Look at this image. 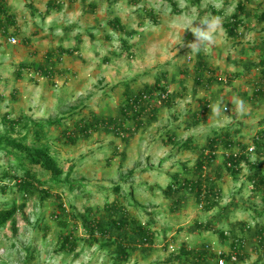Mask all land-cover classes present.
Listing matches in <instances>:
<instances>
[{"label": "rangeland", "instance_id": "rangeland-1", "mask_svg": "<svg viewBox=\"0 0 264 264\" xmlns=\"http://www.w3.org/2000/svg\"><path fill=\"white\" fill-rule=\"evenodd\" d=\"M241 1L247 12L254 11L239 29L240 36L230 39L222 24ZM7 5L14 22L8 34L0 29V133L6 129L5 116L37 122L67 116L62 124L46 128L48 144L65 172L70 170L69 183L80 186L58 184L35 167L51 195L42 198L36 190L16 214L15 224L0 227V264H178L174 257L183 244L197 250L209 244L218 253L229 252L231 238L222 242L220 230L244 240L245 258L225 264H264V244L257 233L264 227L261 197L246 182L247 165L233 174L226 164L229 154L253 146L264 130V97L256 95L264 90L259 65L264 21L258 19L264 0H7ZM213 9L222 15L216 16ZM204 16L219 19L215 43L206 51L188 53L184 45L195 38L190 30H181L183 23ZM115 18L135 34L128 37L111 27L109 21ZM201 61L204 66L198 67ZM157 78L168 86L169 103H160L156 90L155 113H143V125L124 121V82L137 93ZM237 99L244 102L242 112L233 103ZM94 115L107 119L109 127L92 128L90 136L75 143L64 138L66 128L75 130L81 118L92 121ZM116 128L119 135L112 132ZM129 130L133 135L126 134ZM211 140H216V157L204 174L219 190L217 204L207 210L193 192L183 190L180 202L173 205L164 189L175 175L198 176L196 163L209 153ZM186 142L188 148L181 147ZM257 150L264 160V145ZM258 152L249 154L252 161L259 159ZM15 161L0 150V179L7 185L0 188V209L23 201L14 179L4 176L17 172ZM118 186L121 190L114 191ZM60 201L69 215L78 216L74 252L58 249L61 232L75 226L71 222L64 229L54 218ZM120 206L128 213L126 234L134 246L126 261L110 243L115 237L105 240L96 234L100 241L91 244L79 219L90 214L106 222L113 207ZM138 223L154 233L152 246L138 241L132 231Z\"/></svg>", "mask_w": 264, "mask_h": 264}, {"label": "trees", "instance_id": "trees-1", "mask_svg": "<svg viewBox=\"0 0 264 264\" xmlns=\"http://www.w3.org/2000/svg\"><path fill=\"white\" fill-rule=\"evenodd\" d=\"M112 3H117L121 0H108ZM251 1V0H250ZM56 6V4H52ZM254 10L247 12L246 5L244 2H239L235 12L230 16L226 17L222 26L230 39H236L240 36L239 29L242 27L246 17H250V13ZM213 13L216 16L222 15L221 12H218L213 9ZM256 15V14H255ZM13 15L9 12V6L7 5V0H0V29L4 30L5 34L9 33V25L13 24L14 19ZM259 20L264 21V11L261 12V15L258 17ZM153 21L157 22V18L154 17ZM109 25L114 27L115 30H119L121 33L126 34L128 37H132L135 32L128 31L121 22L115 18L114 20L109 21ZM125 47L127 48L126 44ZM129 48V47H128ZM130 49V48H129ZM73 51V50H72ZM72 51H69L71 53ZM53 54L50 53V57ZM203 61V60H202ZM198 63V67L204 66L203 62ZM259 65L262 67L261 73H263L264 78V57L261 58ZM23 67V65H21ZM42 72L45 71L42 66H40ZM48 68H46L47 70ZM52 71L50 70L49 74ZM200 77L197 78L199 83ZM163 79L157 78L153 86H145L144 89L139 90L137 93H132L130 90V82H124L126 88L124 90V96L127 100L126 105L122 108L123 120L131 119V121L140 125H143L141 116L143 113L147 112L150 109V112L155 111V106L152 105V101L155 99V91L159 90L157 93H167L168 86L165 83H162ZM160 95V94H159ZM256 95H261L264 97V90L259 89ZM169 97V96H168ZM160 99V96H158ZM168 99V98H167ZM167 99H163L162 102ZM169 103V101H166ZM151 106H154L153 108ZM208 106V105H207ZM206 107V106H205ZM207 108H205L206 110ZM131 111L132 114H129L128 111ZM155 113V112H154ZM70 113L69 115H72ZM68 115V116H69ZM67 116L56 120L41 121L37 122L31 118L25 120H12L5 116L4 125L6 129L3 133H0V150H4L8 155H13L15 157V165L17 172H5L4 176L13 178L15 185L20 191H22L23 201L21 204L14 203L10 208L0 209V227H4L9 221L13 224L16 222V214L19 211H22L27 206V200L32 198L35 194V191L38 190L42 195V198L50 197V192L44 188L43 181L38 178V174L35 167L42 168L45 172L50 174L52 181L60 184L61 182H66L69 184L71 189L79 187L78 183H69V172H65L64 168L60 166L58 160L55 158L52 153V148L48 144V129L52 125H60L62 121L66 119ZM94 120L89 121L84 118H81V124L75 123V130L71 128H66L63 131L64 138L69 143H75L82 136H90L92 128L96 130L102 127H109L108 120L105 118H98L94 115ZM89 121V122H88ZM123 127V125H122ZM120 129H115L112 131L116 135H119ZM125 131V130H123ZM25 132V133H23ZM32 133V140H29V136ZM16 134V136H14ZM133 135V132L129 130L128 133ZM264 130H261L259 137L254 138V149L258 152L257 148H260L263 143ZM29 141H33L30 143ZM215 141L211 140L210 151L207 155L201 154L198 159L195 168L198 170V176L195 179H179L178 175L173 177L172 183L169 184L164 189V195L168 198H173V205H176L180 202L179 193L183 190H189L195 194V198L198 204H201L202 207H205L207 210H211L217 204V199L219 198V190L216 189V186L213 180L207 175L204 174V169L215 159ZM231 145L230 139L227 142ZM190 145V143H189ZM187 142L182 146L188 148ZM251 147V146H250ZM250 147H243L244 151L237 154H229L226 159L227 169L233 174H237L241 171L242 165H247L250 169V174L247 177V183L251 185V188L254 190L253 193H256L261 197L262 203L264 205V160L262 159V152H258L259 159L252 161L250 158ZM19 170H22V174H19ZM133 171L129 175H133ZM66 175V181L62 180V177ZM2 180L0 179V188L6 189V184H1ZM3 183V182H2ZM114 191L119 192L121 187L118 186L113 189ZM59 212L55 214L54 218L58 220V223L67 229L69 223L75 224L73 229L64 230L61 232L59 237V251L62 252H74L77 248V237L75 236V229H77L76 223L79 221L78 216L69 215L70 212L66 211L65 205L60 201L57 205ZM111 217L106 222L96 220L92 218L90 214L79 217L81 220V226L84 231L89 235L91 244L99 243V238L96 237V234L102 236L105 240H109L112 237H115L110 240L111 245H115V251L119 255L122 261H126L130 258V251L134 249L133 244L128 242L129 235L126 234V230L130 227L128 222V213L125 211L124 206L116 207L112 209ZM264 212V211H262ZM261 213L260 215H262ZM73 218V219H72ZM134 221V220H132ZM78 224V223H77ZM245 227V226H244ZM249 228L250 226L247 225ZM116 230L121 232L117 235ZM132 231L136 232L139 235V240L143 245L152 246L154 244L155 235L151 232L150 228L146 227L143 224H135L132 228ZM259 236V242L264 244V227H261L257 231ZM220 240L224 243L231 238L230 250L236 251L238 254V259L245 258L244 256V240L240 235H233L230 237V234L226 231L220 230L219 232ZM222 257L226 260L227 263L231 262L229 257V252L218 253L213 250L209 244H204L203 247L199 250L192 249L190 246L183 244L180 247L178 254L174 257V260L178 261V264H189L192 262L200 261L201 264H219L218 259Z\"/></svg>", "mask_w": 264, "mask_h": 264}, {"label": "clouds", "instance_id": "clouds-1", "mask_svg": "<svg viewBox=\"0 0 264 264\" xmlns=\"http://www.w3.org/2000/svg\"><path fill=\"white\" fill-rule=\"evenodd\" d=\"M219 23L218 18L209 16L184 21L181 30L183 32L185 30H190L195 38L193 41H189L184 45L190 49L188 53H199L201 50L206 51L209 45L215 43V34L219 27ZM233 103L238 112L244 110V102L242 100L237 99L233 101Z\"/></svg>", "mask_w": 264, "mask_h": 264}, {"label": "built area", "instance_id": "built-area-1", "mask_svg": "<svg viewBox=\"0 0 264 264\" xmlns=\"http://www.w3.org/2000/svg\"><path fill=\"white\" fill-rule=\"evenodd\" d=\"M10 41L12 42V43H16V38L15 37H11L10 38ZM160 96V103H161V101L163 100V99H167L168 98V96H169V91L167 92V93H162V94H160L159 95ZM255 149H254V147L253 146H251L250 148H249V151L250 152H253ZM170 248L171 249H174V247L171 245L170 246ZM221 252L222 251H220L219 253L221 254ZM229 257H230V260H231V262H235V261H237L238 260V254H237V252L236 251H232V250H230L229 251ZM218 263L219 264H225V262H226V260L224 259V258H222V257H220L218 260Z\"/></svg>", "mask_w": 264, "mask_h": 264}]
</instances>
